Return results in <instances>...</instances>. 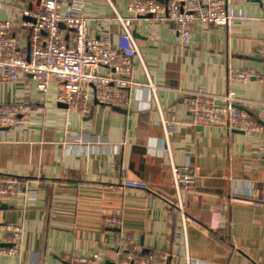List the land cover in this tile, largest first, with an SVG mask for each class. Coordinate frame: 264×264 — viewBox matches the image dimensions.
Returning <instances> with one entry per match:
<instances>
[{"label": "crops", "instance_id": "crops-1", "mask_svg": "<svg viewBox=\"0 0 264 264\" xmlns=\"http://www.w3.org/2000/svg\"><path fill=\"white\" fill-rule=\"evenodd\" d=\"M41 2L0 0V22L10 23L25 50L24 23L34 19L23 12L37 11ZM127 3L85 0L84 8L91 36L122 32L119 16L138 43L131 77L143 86L128 93L125 113L97 105L82 117L59 106L54 87L41 93L31 77L0 81V104L33 106L16 127L0 130V175L24 182L19 200L0 209V237L3 227H21L23 253L0 254V264H64L65 257L95 253L102 264H115L128 235L143 255L166 253L165 264H264V206L247 202L264 195V140L194 126L186 104L199 91L232 90L238 108L264 122V86L227 81L230 68L264 72V8L249 2L251 20L235 21L230 31L196 23L184 45L174 25L133 18ZM173 116L170 159L161 118ZM171 163L196 174V190L184 199L195 225H184L175 210ZM126 178L142 180L148 190L123 188ZM213 205L222 207L218 230L210 229ZM104 217L122 224L107 227Z\"/></svg>", "mask_w": 264, "mask_h": 264}, {"label": "built area", "instance_id": "built-area-1", "mask_svg": "<svg viewBox=\"0 0 264 264\" xmlns=\"http://www.w3.org/2000/svg\"><path fill=\"white\" fill-rule=\"evenodd\" d=\"M249 2L264 8V0H128L127 11L133 17L150 18L161 24L174 23L181 42L189 43L196 23L207 27H221L231 30L235 21L248 22L246 9ZM68 4L66 9L63 5ZM243 4V5H242ZM85 0H42L35 12L24 11L33 22L27 26L28 48L21 47L18 37L13 33L8 21L0 22V81L15 83L22 77H31L39 92L55 90V100L67 109L86 117L95 101L98 105L119 107L128 106V93L143 86L131 77L138 43L134 39L127 21L117 17L123 31L113 33L104 31L91 36L88 31V18L84 15ZM63 24L65 27H61ZM106 66L109 71L99 74L97 69ZM230 85L256 81L264 86V72L255 69L230 68L227 73ZM153 93L155 86L147 83ZM92 94V95H91ZM241 100L236 93L213 94L205 91L195 93L186 100L194 126L217 127L247 136L261 137L264 140V127L246 111L238 108ZM37 110H43L38 107ZM33 111V106L22 102L0 104V130L14 128ZM175 117L161 118L164 139L167 142L166 154L172 159L171 131ZM264 150V146L261 148ZM157 166L161 160L155 159ZM172 187L176 192V212L183 224L195 225L196 221L185 212V195L196 190V174L190 166L179 167L171 163ZM37 175V179H39ZM123 188L148 190V185L137 178H126ZM24 182L18 177L0 175V204L13 205L22 195ZM253 205L264 206V195L247 201ZM210 229L218 230L223 220L222 207H211ZM107 227H120L121 218L104 217ZM4 238L0 237V254L4 257H19L23 253L24 236L21 227H3ZM203 231L202 227H199ZM120 234L117 235L119 237ZM3 243L12 247H1ZM125 250L116 255L115 264H165L164 252L152 251L148 255L140 253L131 235L124 240ZM64 264H102L97 253L64 258Z\"/></svg>", "mask_w": 264, "mask_h": 264}, {"label": "water", "instance_id": "water-1", "mask_svg": "<svg viewBox=\"0 0 264 264\" xmlns=\"http://www.w3.org/2000/svg\"><path fill=\"white\" fill-rule=\"evenodd\" d=\"M169 23H171V25H174V23H172V22H169ZM175 26V25H174ZM61 27H65L63 24H61ZM95 105H98V102L97 101H95ZM61 108H67V106L66 105H64V104H60L59 105ZM92 108H95V106H93ZM113 110H115V111H118V112H121V113H125L126 111L124 110V109H122V108H119V107H111ZM92 111H93V109L91 110V114H90V117H91V115H92ZM259 124H261L263 127H264V122H261V123H259ZM5 129H7V128H3V129H1V130H5ZM8 206L9 205H6V204H0V209L1 210H7L8 209ZM1 247H12V245L11 244H7V243H3L2 245H1Z\"/></svg>", "mask_w": 264, "mask_h": 264}]
</instances>
